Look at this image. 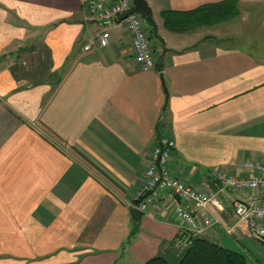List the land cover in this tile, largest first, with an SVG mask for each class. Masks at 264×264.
I'll use <instances>...</instances> for the list:
<instances>
[{"label":"crops","instance_id":"1","mask_svg":"<svg viewBox=\"0 0 264 264\" xmlns=\"http://www.w3.org/2000/svg\"><path fill=\"white\" fill-rule=\"evenodd\" d=\"M145 1L170 51L159 70L140 72L119 25L108 26L107 47L82 52L99 32L83 0H0V264L175 262L172 209L151 208L137 221L129 213L161 133L174 142L170 175L204 192H213L214 172L241 178L253 173L245 162L264 165V40L241 47L193 29L168 32L160 17L222 1L264 13V0ZM33 40L59 73L54 87L12 66ZM27 64L32 72V58ZM215 189L221 211H206L220 226L198 237L264 264L263 247L235 215L239 202L264 207V195Z\"/></svg>","mask_w":264,"mask_h":264},{"label":"built area","instance_id":"2","mask_svg":"<svg viewBox=\"0 0 264 264\" xmlns=\"http://www.w3.org/2000/svg\"><path fill=\"white\" fill-rule=\"evenodd\" d=\"M132 7V0H83L82 12L86 20L98 25L95 39L90 38L82 46V52H89L93 46L105 48L109 45L108 26H121L127 36V47L137 70L147 72L155 69L156 59L149 45V32L143 18L135 13H126ZM174 148L173 140L161 133L151 147L149 163L141 173V184L131 197V207L140 214L158 206H168L177 219V234L174 244L183 249L190 245L205 229L220 226L210 219L206 206L221 211L219 199L214 192L198 190L170 175L168 160ZM243 166L253 173L241 178L227 173H212L219 191L257 192L264 195V165L245 162ZM238 221L259 239H264V207L254 202H239L235 209ZM226 234L230 229L222 227ZM250 235V234H249ZM251 236V235H250ZM252 237V236H251Z\"/></svg>","mask_w":264,"mask_h":264},{"label":"trees","instance_id":"3","mask_svg":"<svg viewBox=\"0 0 264 264\" xmlns=\"http://www.w3.org/2000/svg\"><path fill=\"white\" fill-rule=\"evenodd\" d=\"M230 4L236 3L234 1H222L216 4L204 5L193 11L181 14L163 12L160 14L162 28L168 32L183 33L201 25H213L223 19L229 18L230 12L226 9V6ZM147 30L149 32V38H152L150 28L148 27ZM48 66L50 67L49 61ZM25 77H27L32 84L46 81L43 79L36 80L35 77H33V79H35L33 81L31 71L27 72ZM58 80L59 78L56 79L55 85ZM258 243H260L264 249V239L260 238ZM144 264H248V261L246 257L239 252L227 249L203 238L195 237L188 247L180 250L179 257L175 262L171 263L161 256H156L147 260Z\"/></svg>","mask_w":264,"mask_h":264},{"label":"rangeland","instance_id":"4","mask_svg":"<svg viewBox=\"0 0 264 264\" xmlns=\"http://www.w3.org/2000/svg\"><path fill=\"white\" fill-rule=\"evenodd\" d=\"M226 9L230 12L229 18L223 19L213 25L205 24L196 27L193 29L195 33L204 37L206 35L207 38L215 37L219 39L230 37L232 39H238V43L234 40L231 44L233 43L234 46L241 47L247 46L245 41L260 43L262 42L261 40H264V13L262 11H258L257 9L254 10L250 7L238 6V4H230L226 6ZM147 26L148 25H145V27ZM191 34H187V36L184 37H191ZM152 41L155 43L154 40ZM28 53L31 54V56L28 57ZM31 58L32 80L43 79L46 80L51 87H54L56 79L59 78V73L56 71L52 72L51 68L48 66V61L44 59L43 51L37 40H33L31 45L22 49L13 57L12 66L15 71L22 76L28 72L27 62ZM33 77H35V79H33Z\"/></svg>","mask_w":264,"mask_h":264},{"label":"water","instance_id":"5","mask_svg":"<svg viewBox=\"0 0 264 264\" xmlns=\"http://www.w3.org/2000/svg\"><path fill=\"white\" fill-rule=\"evenodd\" d=\"M129 13H135V14L140 15L143 18L145 24L149 26L152 38L159 43L160 52L157 56L156 67H155L156 70H159L162 66V58H163L164 54L166 52L170 51V49L165 47L164 40L157 34V26H156V23L154 22V20L152 19L150 8L148 7L145 0H132V7L126 13V15ZM162 90H163V93L166 94L165 89L162 88ZM207 184H208L211 191L214 192L216 190L213 182H207ZM129 213L135 221H137L141 215L134 208H131L129 210ZM239 225L243 226V229L245 231H247L254 239H256L258 241L260 240L258 237H256L254 234H252L248 230V228L244 225L243 222H240Z\"/></svg>","mask_w":264,"mask_h":264}]
</instances>
